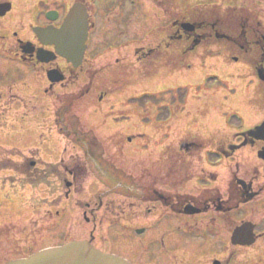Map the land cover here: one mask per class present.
<instances>
[{"label": "rangeland", "instance_id": "374dc122", "mask_svg": "<svg viewBox=\"0 0 264 264\" xmlns=\"http://www.w3.org/2000/svg\"><path fill=\"white\" fill-rule=\"evenodd\" d=\"M180 1L94 0L96 28L90 49L95 56H102L103 60L98 62L91 55L82 70L84 76L73 74L72 86L66 88L60 85L51 88L40 76H36L35 84L29 87L21 83L7 87L8 96L12 95L9 93L11 88L15 99L0 103V148H3L0 149V160L6 161L9 155L6 150L14 149L29 157H32L31 152L37 151L38 157L46 163H58L74 153L83 152L73 145L68 146L65 152L67 140L55 127V104L59 95L88 90L90 87V93L86 94L73 113L80 117L85 130H90L86 127L94 128L103 141L116 134L110 143H106L107 155L111 156L117 172L127 174L137 184V191L118 194L111 187L106 189L92 175L83 195L73 187L67 196L56 190L54 182L35 187L22 184L14 170L0 171V264H5L15 254L17 256L18 243L26 235L25 230L31 235L30 244L37 242L38 249L92 237L96 246L134 264H207L210 258L221 256L225 264H264V240L252 248L234 247L228 243L227 232L233 231L236 225L234 219L229 217L233 212L225 217L224 223L213 214L185 217L176 215L165 206L176 202L180 196L188 200L191 196L227 194L228 179L237 166L250 164L260 170V203L250 204L245 212L242 209L234 211L236 216L233 218L253 222L264 218V162L252 148L239 150L235 157L219 163L214 169L206 159L209 149L218 150L219 145L237 143L238 128L232 129L230 123L226 124L227 114L239 113L246 121V128L263 121L264 82L246 64L252 57H244V64H231L230 59L216 57L221 53L225 55L226 42L213 45L207 52L212 56L207 70L200 59L194 60L196 67H202L206 73L203 78L208 75L222 78L220 84L212 80L208 91H205V85L183 86L185 81L196 84L202 76L200 71H182L172 81L164 80L168 74L153 76L146 69L147 61L141 59L145 50L159 44V38L151 37L153 31L164 28L171 20V16L167 19L164 11L173 14L174 18L178 14L176 8L181 7ZM213 1L216 0H191V4L201 6ZM260 9L264 14V6ZM164 82L177 86L175 89H165L164 86L165 91L157 92ZM195 91L196 95H202L200 99H195ZM107 95L109 97L104 101L94 104ZM147 97L152 99V103H143ZM66 98L72 100L73 97H62L61 103ZM130 98L133 99L132 103ZM172 104V108L177 110L174 123L173 120L164 121L167 110H161L162 106L166 108ZM122 112H129L128 118L123 114H119L121 118H116ZM196 114L200 118H194ZM188 140H194L197 146L206 145L208 150H189L181 144ZM112 143L120 148L115 155L111 153L114 151ZM161 152L163 165L153 172L152 179L151 176L147 178L148 174H152L147 170L151 168L149 164L160 160ZM19 156L14 158L16 162L23 161ZM156 175L162 180H159L161 184L154 185L157 184L154 179ZM192 175L194 179L186 181ZM67 178L71 180L66 176L57 180L64 184L63 180ZM114 179L115 182L110 181L111 186L120 187V183L123 184L122 178L117 176ZM126 185L124 181L119 191L124 190ZM147 190L151 194H162L165 201L145 202L143 197ZM101 192V209L88 211V208L82 210L78 206L79 200L97 197L91 202L92 207H99L98 196ZM32 193L41 198L36 204L38 209H48L52 218H49V214L44 218L37 213L36 218L29 219L33 211L29 205H24V201L31 198ZM155 205L158 209H155ZM161 205L165 207L164 210ZM147 207L151 208L150 213ZM21 245L29 246L22 241Z\"/></svg>", "mask_w": 264, "mask_h": 264}, {"label": "flooded vegetation", "instance_id": "af4514ba", "mask_svg": "<svg viewBox=\"0 0 264 264\" xmlns=\"http://www.w3.org/2000/svg\"><path fill=\"white\" fill-rule=\"evenodd\" d=\"M93 2L94 0H0V102L9 103L15 99L11 88L9 90V93L12 94L11 97L7 94V87L14 84L21 83L25 87L32 86L35 84L34 79L36 76H40L42 80L49 83L47 73L53 68H59L61 74H64L66 79L62 85L70 86L73 74L84 75L85 65L90 61L91 55L95 60L101 57L95 56L90 49V46H93L92 34L96 28ZM236 2L242 3L235 4ZM75 4H81L86 7L90 23L87 50L83 58V64L77 69L60 56L52 61L54 46L44 45L38 36V28L40 27H60L65 16ZM187 5V3L181 4L179 2V6L182 8H176L178 14L174 18H172L173 14H167V19L171 16V20H169L167 25L162 29L158 28L153 31L154 35L151 37L159 38V44L157 47L145 50L143 58L141 57L142 60L147 61L148 68L146 67V69L153 76L155 74H168L164 77V80L166 78L172 81L175 78L174 76L182 71L190 73V71L194 70L196 68L195 59H200L201 65L207 70L208 62L212 58L207 52L211 50L213 45L221 41L226 42L225 55L221 53L216 57L223 60L230 59L232 60L231 64H244L242 62L244 57H252V60L246 64L255 72L258 68L264 66V20L260 12V8L264 6V0H223L222 2L216 0L212 4L201 6ZM53 10L58 12L56 21H51L48 16V13ZM213 10L233 12V14H230L228 20H224L212 17L213 15H210V13ZM255 14L256 17H253ZM186 23L191 26H185ZM159 48L162 50H159ZM12 82L15 83L11 84ZM183 83L184 87L192 85L186 81ZM204 85L205 91H208L206 89L208 88L207 82L204 84L202 82L199 86L202 87ZM164 86L165 89H175L177 85L164 82L159 90L165 91ZM196 94L195 91L193 94L195 99H200L202 95ZM173 105L171 107L166 106V108L161 107V110L166 111L168 109L170 112L169 116L165 115L164 121L169 122L176 119L177 110L175 111L172 108ZM197 106L201 108L198 103ZM194 118L200 117L196 114ZM248 129L250 128H242L237 132V143H230L222 147L217 145L218 150H208L206 145L197 146L194 140H188L189 142L182 141L181 144L189 148V150L207 149L208 156L218 157L220 161L224 162L235 157L239 150L252 148L257 154L264 147V141L253 140L248 136ZM162 155L163 153L160 160L149 164L152 169L147 168V170H150L152 174H148L147 178L151 176L150 178L152 179L153 172L160 170V166L163 165ZM210 167L215 168L213 161H210ZM213 176L211 175V178H214ZM259 178L260 170L255 165H238L228 179L227 194L191 196L188 200L180 196L176 202L167 203L165 206L180 216H187L188 210H194L193 216L213 214L217 217L220 214L224 215L220 217L225 219L233 212L229 215V217L233 218L234 211L244 209L245 206L257 203L260 200L262 188L260 187ZM154 179L157 182V184L153 183L154 185L161 184L160 181L162 180L159 176L156 175ZM193 179L192 175L186 181L190 182ZM251 194L256 195L250 200ZM143 199L149 203L165 201L162 194H151L149 190L145 192ZM102 202L100 197L98 210L101 209ZM161 208L165 207L161 205ZM155 209H157L156 205ZM150 210L151 208L147 207L149 213ZM243 219H235V223L243 222ZM255 225L256 243H258L264 240V218ZM29 251L27 250L26 252ZM207 264H225V262L215 257L211 258Z\"/></svg>", "mask_w": 264, "mask_h": 264}, {"label": "water", "instance_id": "95a60500", "mask_svg": "<svg viewBox=\"0 0 264 264\" xmlns=\"http://www.w3.org/2000/svg\"><path fill=\"white\" fill-rule=\"evenodd\" d=\"M54 18V16H53ZM87 14L79 6H75L67 16L62 28L46 30L44 34L49 37L46 42L55 43L57 50L76 62V57L83 53V43L87 39ZM45 32V31H44ZM43 32V33H44ZM264 80V69L259 70V75ZM56 81V78H53ZM256 137L264 138V123L251 131ZM264 158V151L261 152ZM247 226L236 230L233 237L235 244H252V228ZM250 237V239H249ZM8 264H131L125 259L112 254H105L94 248L90 241H72L61 247L42 250L29 258L11 261Z\"/></svg>", "mask_w": 264, "mask_h": 264}, {"label": "trees", "instance_id": "16d2710c", "mask_svg": "<svg viewBox=\"0 0 264 264\" xmlns=\"http://www.w3.org/2000/svg\"><path fill=\"white\" fill-rule=\"evenodd\" d=\"M91 140H92V139H91ZM91 140H90V141H91ZM91 145H93V143H92ZM7 165H9V163H7V162H5V161L2 162V163H0V169H1V168H4V167H7Z\"/></svg>", "mask_w": 264, "mask_h": 264}, {"label": "bare ground", "instance_id": "6f19581e", "mask_svg": "<svg viewBox=\"0 0 264 264\" xmlns=\"http://www.w3.org/2000/svg\"><path fill=\"white\" fill-rule=\"evenodd\" d=\"M116 154V151L114 152ZM119 153V152H118Z\"/></svg>", "mask_w": 264, "mask_h": 264}]
</instances>
